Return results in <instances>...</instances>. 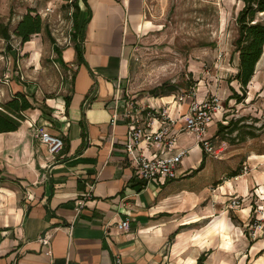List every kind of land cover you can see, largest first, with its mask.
Here are the masks:
<instances>
[{"label": "crops", "instance_id": "crops-1", "mask_svg": "<svg viewBox=\"0 0 264 264\" xmlns=\"http://www.w3.org/2000/svg\"><path fill=\"white\" fill-rule=\"evenodd\" d=\"M79 5L85 63L78 65L73 44L63 48L62 67L70 77L62 94L35 107L16 78L0 87V106L18 92L32 104L16 131L0 133V264H113L116 255L123 264H198L201 256L203 264H264V153L241 157L243 165L231 168L228 179L209 178L216 161H207L203 148L183 133L177 147L189 154L178 178L141 182L124 148L122 113L131 100L120 94L135 49L154 27L148 0ZM231 82L236 89L238 82ZM173 96L134 98L130 109L151 104L181 118L188 104H176ZM216 117L210 138L218 131ZM35 128L62 137L63 149L52 155L33 135ZM235 197L239 206H223ZM127 219L130 228L119 230L116 224ZM44 236L47 245L39 241Z\"/></svg>", "mask_w": 264, "mask_h": 264}, {"label": "rangeland", "instance_id": "rangeland-1", "mask_svg": "<svg viewBox=\"0 0 264 264\" xmlns=\"http://www.w3.org/2000/svg\"><path fill=\"white\" fill-rule=\"evenodd\" d=\"M69 5L65 0H0L1 21L9 23L12 30L30 9L37 10L46 25V30L28 43L21 44L12 37V50L8 42L0 39V87H7V80L16 78L35 107H43L46 98L61 95L70 77L59 63H54L57 56L53 52L54 41L61 49L73 44V9ZM148 6L147 18L154 27L135 49L131 78L120 95L134 101L149 97L151 89L170 82L180 86L178 94L191 93L211 106H220L219 123L228 125V120L242 119V124L249 127L244 131L251 130L256 136H237L236 132L225 138L215 137L212 143L220 154L207 155V161H216L209 167L207 177L214 178L215 174L228 179L231 168L243 165L241 157L264 153V54L248 87L247 99L239 104L229 98L235 89L230 78L238 62L233 45L236 16L243 3L148 0ZM236 89L240 92L239 85ZM228 203L231 202L223 206ZM249 232L255 234V228ZM254 234L250 233L251 237Z\"/></svg>", "mask_w": 264, "mask_h": 264}, {"label": "built area", "instance_id": "built-area-1", "mask_svg": "<svg viewBox=\"0 0 264 264\" xmlns=\"http://www.w3.org/2000/svg\"><path fill=\"white\" fill-rule=\"evenodd\" d=\"M173 100L176 104H188L187 113L181 118H174L160 107L149 104L143 111H132L131 101L124 108L122 116L127 120V141L124 145L127 157L132 164L137 178L149 185L155 181H168L178 178V171L183 164V159L189 154L187 149L177 147L178 139L183 133H188L196 145L201 146L209 156L219 155L216 146H213L210 138V126L218 115L220 106H211L207 102L197 99L194 94H174ZM115 112L113 114L114 124L118 121V106L116 100ZM149 122H145L141 116L142 112ZM151 119V121H150ZM159 123L155 128L154 123ZM33 135L42 144H45L48 151L56 156L64 147V140L60 136H53L35 128ZM160 148L158 151L147 155L146 152L153 148ZM176 153H173V152ZM241 201L235 197L231 200V206L237 207ZM83 202L79 208H82ZM119 230L127 231L130 228L129 219L116 224ZM43 245L49 243L47 237L39 240ZM113 264H123L120 255H116Z\"/></svg>", "mask_w": 264, "mask_h": 264}, {"label": "trees", "instance_id": "trees-1", "mask_svg": "<svg viewBox=\"0 0 264 264\" xmlns=\"http://www.w3.org/2000/svg\"><path fill=\"white\" fill-rule=\"evenodd\" d=\"M65 1L70 3L69 7L73 9L71 14L73 29L70 34L76 51L78 65H81L85 63L83 56L85 40L83 38V29H80L78 24L81 13L79 5L80 0ZM241 2L243 6L236 16L237 37L233 44L234 55H236L238 59L236 65L238 71L230 78L231 81L238 82L240 93L234 89L232 96L229 97L234 99L236 103H243V101L247 99L248 87L256 73L257 64L264 54V0H241ZM44 30H46V25H44L42 16L37 10L30 9L22 16L13 30L9 23H3L0 18V39L8 42L7 47L9 50H12L9 46L12 37L17 38L21 44H25L31 41L33 36H37V34L42 33ZM62 50L63 49L56 45V41H54L53 52L57 56L54 62L64 66ZM179 89L180 86L177 84L164 82L163 85L151 89L149 93L151 97L163 98L165 96L177 94ZM65 100L68 110L71 105V97H66ZM1 105L0 133L16 131L21 121L24 119V111L32 108V104H30L25 94L20 92L16 93L8 102ZM143 114L146 115L147 111L143 112ZM242 123V119L228 120V125L218 123V131L211 140L213 141V139L218 136H222L223 138L226 136L229 137L236 132L238 133L237 136L246 137L247 135H251L254 138L256 135L251 130L244 131V128L247 126ZM204 155L207 156L205 152ZM202 162L203 166L205 162ZM197 171H194V173ZM234 175H236V172L233 176ZM252 222L253 220L251 223ZM205 258V256H201L198 264H203Z\"/></svg>", "mask_w": 264, "mask_h": 264}]
</instances>
